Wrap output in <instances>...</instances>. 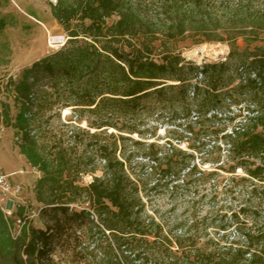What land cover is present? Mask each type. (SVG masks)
Here are the masks:
<instances>
[{"label":"trees","instance_id":"obj_1","mask_svg":"<svg viewBox=\"0 0 264 264\" xmlns=\"http://www.w3.org/2000/svg\"><path fill=\"white\" fill-rule=\"evenodd\" d=\"M221 5L216 8L211 0L49 3L66 42L6 82L16 113L11 116L2 103L0 114L15 132L19 153L41 174L33 188L41 226L30 220L12 238L8 226L21 209L10 218L0 210V264H57L61 259L67 264H264V7L254 0ZM113 13L117 19L110 22ZM12 23L1 16L0 32ZM184 38L193 44H227L229 58L237 54L239 39L263 45L244 55L238 85L223 91L227 63L197 67L184 61L176 49L177 40ZM235 91L245 96L246 114L230 118L242 119L223 134L227 165L216 169L229 174L241 170L239 180L248 182L249 190L220 229L224 233L216 237L206 228L176 232L144 217L140 187L130 174L133 154L126 155L123 144L144 145L131 137L147 140V104L209 112ZM68 107L86 123L88 130L78 131L90 139L105 135L113 143L97 140L89 155L74 156L63 145L42 151L33 133L34 118L42 109ZM108 129L118 134H107ZM154 148L149 143L144 155L152 165L164 162L178 172H199L195 164L189 167L193 156L170 142L163 153ZM86 156L104 165L102 175L84 185L81 177L95 170ZM172 159L178 161L168 164Z\"/></svg>","mask_w":264,"mask_h":264},{"label":"rangeland","instance_id":"obj_2","mask_svg":"<svg viewBox=\"0 0 264 264\" xmlns=\"http://www.w3.org/2000/svg\"><path fill=\"white\" fill-rule=\"evenodd\" d=\"M211 1L216 8H220L221 3H236L241 0ZM49 3H55V0H0V17L8 16L13 22L0 32V114L2 103L9 106L11 116L16 113L11 94L6 90V82L10 78L17 79L21 71L33 61L59 50L66 42L65 33L50 16ZM254 3L264 7V0H254ZM116 19L117 14L113 13L109 21ZM260 45H263V41L245 44L239 39V50L231 58L228 57V45L222 43L193 44L191 40L184 38L177 40L176 49L181 52L184 61L197 67L210 63H227V88L223 90L227 91L240 81V66L244 55ZM199 79L193 80L192 84ZM223 98L224 101L209 112L192 110L182 113L178 104L166 107L147 104L148 110L143 113L146 116L145 128L148 129L145 137L147 140H142L135 134L131 137L133 141L145 142L144 145L134 146L132 141H125L124 146L122 145L126 155L133 154L130 174L140 187L144 217L161 222L165 229L178 232L181 228H189L193 232L206 228L218 237L224 233L220 229L227 225L230 214L238 211L246 199L248 182L239 180L244 176L243 172L237 170L235 174H229L224 169H216L219 167L217 165H227L223 134L242 119L237 117L230 121V118L240 112L242 115L246 114V103L243 101L245 96L241 92L235 91ZM2 120L0 117V130L3 129L0 139V170L18 171V177L34 186L37 176L40 177L41 174L19 153L14 130L5 122L2 123ZM32 127L38 144L45 152L53 146L63 145L70 147L74 156L86 153L89 155L91 145L97 140L102 145L113 143V139L105 135L90 139L85 133L78 131V127L84 131L88 128L83 120L76 119L71 107L60 111L56 108L40 110ZM94 131L91 129L89 132ZM106 131L107 134H118L110 129ZM152 142L154 149L161 150L162 153L170 142L186 154H191L193 158L190 159L189 167L195 164L199 172L189 175L187 168L178 172L175 167L171 169L164 162L155 166L147 162L144 155L148 153V144ZM116 145V155H119V141H116ZM86 157H89L87 163H91L89 168L93 167L95 170L93 174L81 177L80 181L84 185L91 182L93 176H101L104 165L99 158ZM175 161L178 160L172 159L167 163ZM212 171L215 173L207 175ZM26 195L33 199V190L27 191ZM31 224L34 227L41 226L37 218ZM232 229L233 227L230 230ZM57 264L67 263L61 259Z\"/></svg>","mask_w":264,"mask_h":264},{"label":"built area","instance_id":"obj_3","mask_svg":"<svg viewBox=\"0 0 264 264\" xmlns=\"http://www.w3.org/2000/svg\"><path fill=\"white\" fill-rule=\"evenodd\" d=\"M2 132L3 129L1 128L0 139ZM33 188L34 186H30L24 181L14 182L8 175L0 172V210L5 218H10L21 209V215H15L12 226H8L12 238L19 235L21 228L28 221L38 217L39 205L35 204L32 197L29 198L26 195V192H30Z\"/></svg>","mask_w":264,"mask_h":264},{"label":"crops","instance_id":"obj_4","mask_svg":"<svg viewBox=\"0 0 264 264\" xmlns=\"http://www.w3.org/2000/svg\"><path fill=\"white\" fill-rule=\"evenodd\" d=\"M9 170H10V171H9ZM0 172L3 173V174H5V175H8V176L10 177V179H11L12 181H14V182H19V181H24V182H25L24 179L18 177V174H19L18 171H13V172H12L11 169H8V170L5 171V172L0 170ZM37 178H39V177L37 176Z\"/></svg>","mask_w":264,"mask_h":264},{"label":"bare ground","instance_id":"obj_5","mask_svg":"<svg viewBox=\"0 0 264 264\" xmlns=\"http://www.w3.org/2000/svg\"><path fill=\"white\" fill-rule=\"evenodd\" d=\"M54 40H56V38H54ZM217 56V55H216ZM65 112H67V111H65ZM111 131L113 130V129H110Z\"/></svg>","mask_w":264,"mask_h":264}]
</instances>
